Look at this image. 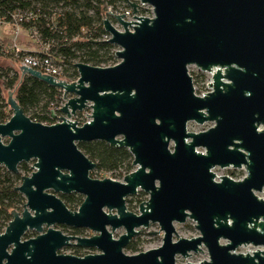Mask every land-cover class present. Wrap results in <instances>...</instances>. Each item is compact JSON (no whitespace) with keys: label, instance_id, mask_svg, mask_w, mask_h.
Segmentation results:
<instances>
[{"label":"water","instance_id":"95a60500","mask_svg":"<svg viewBox=\"0 0 264 264\" xmlns=\"http://www.w3.org/2000/svg\"><path fill=\"white\" fill-rule=\"evenodd\" d=\"M129 4L131 20L112 15L122 30L103 19L117 63L76 62L73 81L19 66L61 90L63 103L51 110L56 121L44 124L7 92L11 116L0 123V165L17 173L20 163L35 161L14 187L25 202L0 232V264H176V256L187 259L202 247L208 259L183 264H264V198L256 194L264 188V0ZM143 4L152 17L137 15ZM190 65L211 74L202 95ZM87 107L89 120L79 125L72 116ZM190 121L213 125L193 132ZM90 141L126 148L134 170L122 181L92 178L96 163L78 147ZM215 167L244 168L246 175L216 180ZM138 190L148 199L134 213L126 199ZM71 192L84 196L76 210L57 195ZM187 219L199 235L178 236L174 223ZM155 223L162 244L126 254L139 230ZM54 225L94 234H65ZM27 231L36 235L25 238ZM70 245L98 252H61ZM248 245L263 249L236 252Z\"/></svg>","mask_w":264,"mask_h":264},{"label":"trees","instance_id":"16d2710c","mask_svg":"<svg viewBox=\"0 0 264 264\" xmlns=\"http://www.w3.org/2000/svg\"><path fill=\"white\" fill-rule=\"evenodd\" d=\"M117 8L130 4L123 0H0V23H11L26 32V38L6 48L7 37H0V56L14 57L17 65L0 66V123L7 121L11 110L6 103V93L12 91L22 110L30 119L50 124L54 122L51 110L58 113L62 91L56 87L22 74L21 59L26 54H49L62 65L68 81L77 78L74 66L83 62L92 66H110L117 62L115 45L102 40L106 34L103 18L108 7ZM20 18V19H18ZM29 46L32 50L21 48ZM78 147L96 163L95 171L113 174L128 173L132 169V156L126 148H115L103 141L78 143ZM28 171L26 163L18 166L17 173H11L0 165V232L12 218L11 210L22 209L24 197L14 190L22 173ZM95 172H91L94 177ZM62 199L70 209H75L82 197L77 194L63 195ZM126 248L138 252L136 245Z\"/></svg>","mask_w":264,"mask_h":264},{"label":"rangeland","instance_id":"374dc122","mask_svg":"<svg viewBox=\"0 0 264 264\" xmlns=\"http://www.w3.org/2000/svg\"><path fill=\"white\" fill-rule=\"evenodd\" d=\"M0 37L9 38V40L5 42L6 48L9 49L10 47H12V45L14 43H16L15 45H18V42L20 40H23L24 37L26 38V32L22 31V30H18V32H16L15 25H13L11 23H0ZM118 61L119 60H117V62ZM12 64L17 65L19 63L15 62L14 57H9L8 55L0 56V66H7V65L11 66ZM194 69H196L195 66H189L188 67V70L190 72H192ZM190 75H192V74H190ZM208 76H210V75H208L207 73L203 74V72H202V76L200 79H199V77L195 78L196 81L198 80L196 83V88L198 89L199 94H200V92L202 93V92L207 91V88H205V80L208 78ZM6 97H7V93H6ZM79 113L75 117L72 116V119L77 121L78 124L81 125L84 122L89 120L88 115H90L91 109L87 108V109H85ZM55 121L56 120H54V122ZM212 124L213 123H206L203 125H199V124H196L195 122H189L187 125V128L189 131L199 132V131H203V130L208 129ZM199 150L202 151V149H199ZM34 161L35 160H30L28 163H26L27 168H28V171L26 173L19 170L23 174V176L30 175L31 171L34 170L33 169ZM31 165H32V167H30ZM93 171L95 172L93 174L94 178H97V179L111 178V179L118 180V181H122L123 176L125 174H127L124 171L122 173H117V174H113V173L105 172V171H98V170H96V171L93 170ZM213 171L216 174V180L219 179V176H223V175H227V176H229L235 180L241 179L242 177H244L246 175V170L244 168L233 169V168L215 167L213 169ZM19 184H20V181L16 184V186ZM256 194L258 196L264 198V188L262 189L261 192H258ZM147 199H148L147 193H145L143 191H138L135 195L127 197L126 205L130 211H132L134 213H138L139 203L142 201H146ZM174 227H175V230H176L178 236H181V237L191 238V237H195V236L199 235V231L195 228L194 222L192 220H189V219H187L184 223H174ZM54 228L61 230L65 234H75V235H79V236H91L94 234L93 231H91L89 229H84V228L76 230V229L61 226V225H54ZM108 229H110V228H108ZM124 231H125L124 228H122V227L118 228V229H116V231H114L113 235H114V237L117 238L120 234L124 233ZM148 231L149 232L158 231V232H155V234H153V233H149ZM35 235H36V233L34 231H27V233L25 234V238L33 237ZM162 235H163L162 232H159L158 224H156V223L150 224V226L146 229L141 228V230H139V232L132 238L130 243H133L134 245H136L138 252L146 251L148 249L157 248L158 246H160L162 244ZM173 240H177V237L173 236ZM221 243H225V241L221 240ZM256 249H263V248L262 247H253V246H241L236 250V252L246 253V252H250V251H255ZM202 251L203 252H199V253H191L190 257H188L187 259H185L181 256H176V264H183L185 262V260L188 262L197 263V262L202 261L203 259L204 260L208 259V253H207L206 248L202 247ZM61 252L82 256V255H85L88 253H96L98 251L96 249H91V248H79L77 251H75L74 248L64 247L61 250ZM124 252L126 254H134L132 251L128 250L126 247L124 248Z\"/></svg>","mask_w":264,"mask_h":264},{"label":"built area","instance_id":"2783aa9c","mask_svg":"<svg viewBox=\"0 0 264 264\" xmlns=\"http://www.w3.org/2000/svg\"><path fill=\"white\" fill-rule=\"evenodd\" d=\"M123 1L126 3H129L130 1H132V2L140 4V0H123ZM108 11H110L112 14L109 13ZM122 13L125 14L124 15L125 20H131L132 19L131 7L127 8L124 6H118L117 8H113V7L109 6L107 11H106V15L103 19L109 18L112 25L114 27H116L117 29L121 30L122 28H121L120 24H118V22L112 17V15L113 14H122ZM137 15L152 17L153 16V9L148 4H143V6L138 9ZM18 19H20V18H18ZM18 30H20V27H16V32H18ZM109 38H110V34H108L106 32V34L103 35L102 40L108 41ZM15 48H16V51H18L20 49V47L18 45H16ZM20 63H21V65L31 67L33 69H36V70L42 72V73L51 75L57 79H65L62 65L60 63H58L57 60L54 59L53 57H51L49 54H46V53H44V54H38V53L26 54L22 57ZM190 66H194V65H190ZM195 68L196 69H194L192 72H190L188 70L189 74L195 75L198 72H202L196 66H195ZM205 73L210 75L205 80L206 82H208L211 78V74L208 72H205ZM200 94H203V93L200 92ZM75 116H73V117H75ZM248 246H251V245H248Z\"/></svg>","mask_w":264,"mask_h":264},{"label":"flooded vegetation","instance_id":"af4514ba","mask_svg":"<svg viewBox=\"0 0 264 264\" xmlns=\"http://www.w3.org/2000/svg\"><path fill=\"white\" fill-rule=\"evenodd\" d=\"M203 72V71H202ZM202 72H198L197 74H195L194 76H192V79H193V86H194V91H195V93L197 94V95H202V94H199V92H198V89L196 88V83H197V81L195 80V78H198L199 77V79L201 78V76H202ZM209 73V72H208ZM203 74H205V72H203ZM211 81V78H210V80L208 81V82H206L205 81V88H207V91H209L210 89L208 88V83ZM207 91H205V92H207ZM205 92H202V93H205ZM62 103H63V100H61V102H60V104H59V106L57 107V109L62 105ZM87 108H89V107H87ZM87 108H85V109H87ZM84 109V110H85ZM54 110V109H53ZM83 111V110H82ZM77 113H79V112H77ZM76 113V114H77ZM75 114V115H76ZM80 114V113H79ZM74 115V116H75ZM55 120V119H54ZM190 122H193V121H190ZM189 123V122H188ZM188 123H187V125H188ZM206 123H213V122H205L204 124H206ZM203 125V124H202ZM213 125V124H212ZM211 125V126H212ZM210 126V127H211ZM187 130H188V128H187ZM189 131V130H188ZM171 145V144H170ZM130 153V152H129ZM132 156V155H131ZM133 159V158H132ZM24 163V162H23ZM28 163V162H27ZM21 164V163H20ZM131 165H132V160H131ZM19 166V165H18ZM96 168V167H95ZM135 167L134 166H132V170L134 169ZM227 168H232V167H227ZM234 169V168H233ZM93 170H95V169H93ZM93 170L92 171H90V176H91V172H93ZM131 170V171H132ZM23 176V175H22ZM92 177V176H91ZM92 178H94V177H92ZM20 182H21V180H20ZM15 190V189H14ZM16 191V190H15ZM138 191H141V190H138ZM137 191V192H138ZM18 192V191H17ZM144 192V191H143ZM71 194H77V195H80L81 197H82V200H83V198H84V196L82 195V194H79V193H75V192H71V193H68V194H57L61 199H62V196L63 195H71ZM22 195V194H21ZM23 196V195H22ZM25 199V198H24ZM127 200V199H126ZM62 201L64 202V200L62 199ZM25 202V201H24ZM82 202V201H81ZM81 202H80V204H81ZM65 203V202H64ZM24 204V203H23ZM79 204V205H80ZM65 205H66V203H65ZM78 205V206H79ZM67 206V205H66ZM78 206L75 208V209H70L68 206H67V208L68 209H70V210H76L77 208H78ZM127 206V205H126ZM128 208V207H127ZM22 209H23V205H22ZM22 209L20 210V211H18V210H16V211H18V212H21L22 211ZM14 210V209H13ZM11 212V211H10ZM62 226V225H61ZM66 227V226H65ZM81 229H83V228H81ZM77 230V229H76ZM116 231V230H115ZM114 233V232H113ZM121 235V234H120ZM113 237H114V235H113ZM119 237V236H118ZM116 238V237H115ZM130 243V242H129ZM67 247H70V248H74L75 249V251H77L79 248H84V247H78V246H75V245H70V246H67ZM91 249H94V248H91ZM73 255H75V254H73ZM76 256H78V255H76ZM83 256V255H82Z\"/></svg>","mask_w":264,"mask_h":264},{"label":"crops","instance_id":"0c3cea01","mask_svg":"<svg viewBox=\"0 0 264 264\" xmlns=\"http://www.w3.org/2000/svg\"><path fill=\"white\" fill-rule=\"evenodd\" d=\"M24 38H25V37H24ZM24 38H23V39H24ZM22 47H23L24 49H27V50H32V48H31V47H29V46H24V45H21V48H22Z\"/></svg>","mask_w":264,"mask_h":264}]
</instances>
